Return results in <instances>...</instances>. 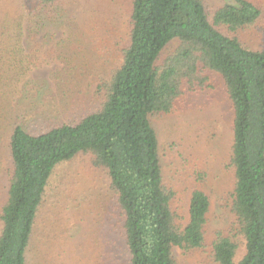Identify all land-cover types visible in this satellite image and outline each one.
Returning <instances> with one entry per match:
<instances>
[{"label":"trees","instance_id":"1","mask_svg":"<svg viewBox=\"0 0 264 264\" xmlns=\"http://www.w3.org/2000/svg\"><path fill=\"white\" fill-rule=\"evenodd\" d=\"M82 1L0 0V145L5 138L9 158L0 190V264H29L48 183L60 164L80 154L107 172L126 264H177L174 249L203 250L210 197L194 187L187 222L173 208L151 117L171 113L184 89L203 87L211 74L223 79L232 104L235 170L234 222L228 236L217 234L211 258L264 264V47L250 48L238 34L261 20L264 1L224 0L209 14L202 0H131L118 42L100 0ZM114 42L122 55L112 77L97 87L94 112L37 135L16 120L17 86L31 68L60 53H75L69 60L107 53ZM236 236L245 246L238 262Z\"/></svg>","mask_w":264,"mask_h":264},{"label":"rangeland","instance_id":"2","mask_svg":"<svg viewBox=\"0 0 264 264\" xmlns=\"http://www.w3.org/2000/svg\"><path fill=\"white\" fill-rule=\"evenodd\" d=\"M130 1L100 0L107 8L109 20H113L110 30L117 42L125 35ZM202 1L209 14L225 4L224 0ZM261 7L264 11V6ZM115 22L117 27H113ZM238 34L246 46L263 48L264 13L257 24ZM115 43L106 46L107 53H77L78 58L72 60L66 56L75 53H60V58L31 68L17 86L13 104L20 118L16 120L37 135L50 126L75 123L94 112L100 100L97 87L112 77L122 55L117 53ZM176 46L177 43L170 45L160 62ZM210 76L211 80L203 87L195 91L184 89L171 113L151 117L159 139L164 183L175 193L173 208L187 222L194 187L204 190L211 200L205 248L189 254L174 249L177 264H215L211 258L212 243L218 233L228 236L234 222L231 210L235 187V170L231 165L234 114L223 79L215 74ZM13 113L16 114V109ZM1 138L0 190H3L9 158L4 150L6 139ZM114 199L107 172L96 167L90 155L80 154L60 164L48 183L28 263L126 264L128 253L120 219L114 212ZM236 241L238 262L245 254V246L241 237Z\"/></svg>","mask_w":264,"mask_h":264}]
</instances>
